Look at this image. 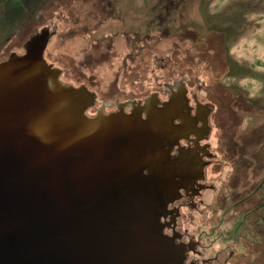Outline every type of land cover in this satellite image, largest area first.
<instances>
[{
	"label": "water",
	"instance_id": "1",
	"mask_svg": "<svg viewBox=\"0 0 264 264\" xmlns=\"http://www.w3.org/2000/svg\"><path fill=\"white\" fill-rule=\"evenodd\" d=\"M113 14L110 0L62 5L25 38L43 23L56 29L42 28L26 41L22 55L14 52L0 62V264L161 261L166 238L150 233L166 208L167 195L177 191L176 174L169 170L168 152L160 142L178 128L173 123L177 100L129 114L99 111L91 117L86 111L96 99L102 105L150 95L161 81L186 73L214 93L219 76L229 69L227 50L222 43L183 47L176 35L161 32L137 37L126 51L111 50V37L97 36L71 56L54 52L65 38L73 33L86 38ZM214 126L211 139L217 146L221 133L223 171L206 195L210 212L204 221L196 217L192 231L218 226L222 213L212 212L224 198L227 212L220 230H230L251 206L229 201L250 168L225 145L227 127ZM211 240L206 235V243ZM237 243L235 237L214 242L212 251L232 246L234 253L232 258L231 250H223L219 264H263L261 242L255 259L247 256L252 250L244 253ZM227 257L232 258L229 263Z\"/></svg>",
	"mask_w": 264,
	"mask_h": 264
},
{
	"label": "rangeland",
	"instance_id": "2",
	"mask_svg": "<svg viewBox=\"0 0 264 264\" xmlns=\"http://www.w3.org/2000/svg\"><path fill=\"white\" fill-rule=\"evenodd\" d=\"M76 1L79 0H0V51L5 47L7 37L14 32L22 33L24 37L39 22L53 16L60 6L65 4L68 6ZM110 2L114 7L112 19L92 29L86 38L73 33L65 38V44L54 49V52L71 56L78 50L87 48L90 39L97 36L111 37V50L126 51L129 42L137 37L148 35L157 37L161 32L176 35L183 47L193 48L199 44L222 43L227 50L229 69L219 76L220 82L214 89V94L216 93L218 99L227 97L226 99L230 101L229 110L224 107L222 110V117L226 118L227 124H232L231 128L227 129L229 133H225V140L226 136L231 134L229 138L232 139L231 145L239 148L249 136L251 139V136L255 135V131H259L263 138L264 124L258 125L256 122L257 119L261 120V117L252 116L248 119L246 134L237 131L241 125V118L233 115L234 110L231 107L236 100L235 97L230 100V97L247 93L246 84L239 85L242 80L245 82L248 78L254 77L258 80L264 78V0H110ZM20 39L22 38L16 34L7 45ZM260 88L262 93L263 85ZM224 104L227 106L226 102ZM239 161L242 164L246 162L244 157ZM219 168L210 170L211 179L221 174L222 164ZM247 182L245 180L233 187V190L238 192H233L229 197L232 204L244 198L251 205L256 202V194L253 198L246 196L252 190ZM262 202L264 203L263 199ZM239 204L241 202L235 205ZM238 217L239 215L237 219H240ZM232 228L234 229H231V235L235 229H239L237 221Z\"/></svg>",
	"mask_w": 264,
	"mask_h": 264
},
{
	"label": "flooded vegetation",
	"instance_id": "3",
	"mask_svg": "<svg viewBox=\"0 0 264 264\" xmlns=\"http://www.w3.org/2000/svg\"><path fill=\"white\" fill-rule=\"evenodd\" d=\"M47 27L51 30L56 29L51 22H47L39 25L35 32L27 38L23 37L22 33L15 32L7 37L6 45L0 51V62L10 57L14 52L22 55L25 52L26 41L40 32L39 30ZM16 34L22 40L7 45L11 39H14ZM83 84L97 95L96 90L85 83ZM211 90L212 88L207 83L202 82L199 77L196 76L192 79L186 73L180 78L172 79L169 82L161 81L158 89L152 90L150 95L139 98L130 97L125 100L119 98L107 100L102 105H97L96 99L92 108L86 111L91 117L99 111L107 115L123 110L129 114L134 108L137 109L145 105L147 109H150L153 105L156 108H162L165 102L173 99L177 100V108L173 112L175 114L173 123L178 128L170 137H163L160 140L162 148L167 149L168 152V159L170 160L168 168L176 174L177 191L172 196L167 195L166 208L159 213L157 223L152 226L150 233L152 237L160 235L162 239L166 238V246L161 250L159 249L160 251L158 250L161 253L159 257L161 261L158 264H219V255L223 250H231L230 255L234 258L232 246H225L223 250L212 251L213 244L217 240H224L229 236L232 237V235L238 239L237 246L244 253L247 252V248L253 251V253L251 251L247 255L252 259L260 257L258 243L261 242L264 245L262 242L264 237V211L261 210L264 209V203L262 202L263 191L260 183L250 186L252 190L248 192L250 195L246 196L253 198L256 194V202L254 201L249 208L246 207L239 215L238 218L240 219L236 220L239 229H235L232 235L230 231L234 229L232 227H229L230 230L227 231L219 229L227 212V208H225L226 198L222 199L224 202L217 205L212 212L215 215L217 211L222 213L221 217L216 218L217 222L215 223L218 226L212 225L211 231H207L205 228L196 229L195 231L190 229L196 217H201L204 221L206 212H210L208 208H211L212 204L206 201V195L208 190L215 189L214 180L209 178L210 170L212 168L218 170L221 164L222 166L224 164L223 158L219 155L220 145H222L221 133H219L221 142H218L217 146L213 145L211 138L215 128L214 125L216 124L217 128L222 125L220 116L225 104L223 99H218L216 93L214 94ZM146 99L148 102L145 103ZM142 115L147 117L145 112ZM145 171L148 172L146 169ZM245 199H240L238 202L244 204ZM202 225L205 227L204 223ZM126 232L131 233L130 230ZM206 235L212 238V242L206 243ZM231 259L227 257L226 263H229ZM262 262L264 264V260Z\"/></svg>",
	"mask_w": 264,
	"mask_h": 264
},
{
	"label": "crops",
	"instance_id": "4",
	"mask_svg": "<svg viewBox=\"0 0 264 264\" xmlns=\"http://www.w3.org/2000/svg\"><path fill=\"white\" fill-rule=\"evenodd\" d=\"M242 80L241 83H243L246 86L247 93L246 94H238V95H231L235 101V104L233 103L231 109L234 110L233 115L234 116H240L241 118V125L239 127V130L242 131V134H246V124L249 123L248 119L254 117H261V120L257 119L258 125L264 124V89L261 93V86L263 85L264 88V78L262 80H258V78H248L245 82ZM236 83V82H233ZM232 84V83H231ZM236 86L237 88L239 87ZM234 87V86H232ZM246 95V96H241ZM227 97H221L224 102L227 103V106L224 105V108H228V104L230 101L226 99ZM230 99V100H231ZM242 102H241V101ZM240 101V102H239ZM246 102V103H245ZM237 104V105H236ZM221 115V123L222 126H226L227 129H230L232 124H227V120L225 117H222ZM243 122V124H242ZM264 127V126H262ZM260 127V128H262ZM244 129V130H241ZM258 132V134L256 133ZM229 133V132H226ZM238 134V133H237ZM231 136V134H230ZM230 136H226V142L225 145H227L230 149V153L237 159V160H243V157L245 158V163L243 164L244 167L250 168L249 176L245 177L248 181L247 184H250L251 186H255V184L260 183L261 190L263 191L262 196L264 200V136L262 138V134L259 131H255V135L253 134L244 141L241 147L237 148L233 145H231V140H229ZM239 136V134H238ZM217 170V169H216ZM242 182H245V180H242L239 182L241 184ZM238 192V191H234ZM261 195V192H260Z\"/></svg>",
	"mask_w": 264,
	"mask_h": 264
}]
</instances>
